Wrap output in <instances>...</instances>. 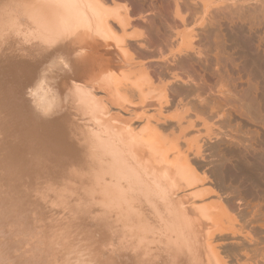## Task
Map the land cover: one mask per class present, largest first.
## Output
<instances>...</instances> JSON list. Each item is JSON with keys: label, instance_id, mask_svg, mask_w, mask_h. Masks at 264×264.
Returning <instances> with one entry per match:
<instances>
[{"label": "bare ground", "instance_id": "6f19581e", "mask_svg": "<svg viewBox=\"0 0 264 264\" xmlns=\"http://www.w3.org/2000/svg\"><path fill=\"white\" fill-rule=\"evenodd\" d=\"M2 1L0 0L1 4ZM16 1L17 0L14 1L9 0L10 4H13L15 2V4L13 5L14 7L16 5H17L16 7H19L20 5H18L19 3H17ZM28 1L31 2L30 5L28 2V6H31L32 4L34 7L37 6L38 5L37 2H39L38 0H33V3L32 0H28ZM41 1H43L44 4H46L48 7L47 11L45 10L47 14L42 13L46 15L45 18L46 27L44 26V28H47L46 31L48 34L47 36H44L47 39H43V41L48 40L47 42L52 45L50 46L49 44L48 49L52 48L53 45L56 46V49L58 47L59 48L58 50L62 49L63 54L65 55L63 56L65 57L66 62L64 66L63 65L64 62L62 60L63 62L62 65L64 67H62L61 69L65 68L63 70H65L66 74L68 75L67 76L68 78L70 76L73 78L72 71L74 72V70H72L73 69L72 67L74 66L75 68L76 77L74 76L75 78H73V81L78 82L79 84L71 80L70 81L73 82L71 84L75 85L74 92L75 94L77 93V99L79 101L78 100L75 101L76 100L75 97L74 98L75 100L72 101V103H70L69 101L68 102L70 104H73L74 102L80 103L79 105L81 107H78L77 105L78 103L77 104L74 103V104H76L78 109L81 108L82 111L80 109L79 110L81 111L82 114L84 112L83 116L86 117L87 121L90 124L89 125L90 128L88 126L85 127H88L90 131L91 129L94 128L96 132H98L100 135L103 134V136L106 137L113 144V147L115 146L116 150H118L121 153L119 154L117 152L120 156L119 158L124 157V159L123 158L122 159L125 160L127 163V168H129L127 173L126 172L123 173V171L121 170L122 169L124 170V168L118 166V164L120 165L119 162L122 163L123 160L121 159L120 161L119 158H115L117 157V155L116 153L115 154L113 153L114 148L112 149L113 151L111 149H108L112 144L110 143V145L107 146L109 152L111 150L109 156L108 155L107 156L110 157V155L113 154L112 157L114 158V159H110V161L114 160V162L113 161L112 162L114 163L115 166L117 165L116 166L117 169L120 167V170L118 171L120 173L122 172L123 176L125 175V173L126 175L130 174L131 178H129V180L131 179L135 183L131 180L130 181L127 180L126 176L124 177V180H127L131 186H134L136 188L137 190L136 194L139 193L138 191H140L142 194V198H143L142 200L144 201L143 207L144 209L146 207L145 209L146 211L144 214V231H145L144 237L140 236L139 238L138 236L137 238L139 239H137L136 241H131L130 239H126L125 237L127 234L126 232L119 233V237H120L119 239L121 241H125L124 243L125 247L121 246L122 242L121 243L119 242L121 244L120 245L121 249L122 247L126 249L132 247L131 251L134 253V256L132 255L133 259L129 260V264H264V0H41ZM4 2L5 0L3 1V3ZM6 2H8V0H6ZM22 2H20V4H26L24 6L28 8L27 2L26 3H22ZM7 4L5 3L6 5L5 8H4V4H2L3 6L0 5L1 6L0 8H3L2 11H4V9L7 10V7L10 5ZM13 6L11 5L9 6L11 7V10L8 8L10 12L12 11ZM24 6L21 5L22 8L21 7L20 8L22 10H19L20 12L25 11L24 9L26 8H24ZM16 9L18 10V8ZM2 11L0 12V14L5 15V13H2ZM10 12L6 11V13H10ZM39 13L41 14V12H38V14ZM25 14L26 12L24 13V15ZM29 14L28 15L31 17L33 13L32 14L29 13ZM4 15L0 16L3 18V22L5 21L6 18L9 19V16L5 18ZM24 15L22 14V16ZM26 15L25 17L19 15L20 18L18 19L21 18H23L22 20L25 19L24 21H27L26 22L27 24L32 17L28 20L29 16L27 17ZM15 16L19 17L18 15ZM34 16L37 17L36 15ZM42 17H44V15H42L41 18ZM39 18L40 17H38V19L36 18L35 19L39 20ZM13 19H15V21ZM13 19L12 20L16 24L11 20L9 21H11L10 22L11 24L12 23L14 25L18 24V27L12 24L13 27L17 28L16 29L17 31L14 30L13 28L12 29L9 28L11 24L9 23L7 25L6 21L8 20H6L4 23L9 27H7L5 24H4L5 26L4 25L2 26V24H0V27L2 26V29H4L3 27L8 28L7 31L11 29L13 30L12 32L15 33L17 32V34L20 36V34L18 33V31L21 33L19 28L22 29L20 27L21 26L20 21L16 22L18 20H16V18ZM1 20L0 22H2ZM30 23L31 24L29 25V27L30 26L32 27L36 24L35 23L34 25H32L33 23L32 22ZM41 27L42 26L39 27L40 30ZM6 28L4 29V33L7 32ZM37 28L38 27L35 26L32 28L33 32L35 30V35H36L34 36V33H32L34 36L32 37L33 38L32 40L36 39L37 34L40 31L39 29H38L39 31H36ZM11 30L9 31L11 32ZM1 31L3 30H1L0 28V33ZM46 31H43V33H45ZM21 35L23 36V33ZM22 36H20L21 38H19L21 39V41L24 38V36L23 38ZM37 40H39V37ZM37 40H35V42L32 41V43L35 44L39 42ZM1 42H3L2 39ZM41 44L42 41L40 39V44H38L37 46L40 45L41 47ZM32 45H30L29 47L31 48V50L34 47V45L33 47ZM44 46L46 45L44 44ZM34 49H33L34 52H38V50L35 51ZM58 50L55 51L58 52V56H59ZM62 51L60 50V54L62 53ZM40 57L41 56H39V58ZM58 60H60V58H58ZM1 73L2 71L0 72V76ZM53 73L55 74V71ZM47 89L48 91L50 90L48 87ZM64 92L67 93L66 91ZM70 94L68 95L67 93L69 97ZM55 96L59 97V95L57 94ZM69 99L70 101L72 100L71 97ZM49 100L50 99H48V102ZM18 102L20 101L18 100ZM42 103H44V101ZM73 107L75 106L73 105ZM126 112H128L127 114H130L131 116L129 115V117L125 118L123 115ZM76 113L78 114V112H75V114ZM81 113L79 114L82 115ZM64 114H66V112ZM84 129L85 128H83V130ZM11 136L12 138L14 136V139L18 137V140H20L19 135L18 136L11 135ZM79 136L82 135L80 134ZM38 137L39 134L37 135V138ZM84 137H86V135L81 137V139L83 140ZM95 139L97 140V136ZM60 140H62V138ZM1 141L4 142L5 140L0 139V142ZM25 141L26 139L21 141V145L25 149L28 146L27 149H29V147H31V145L33 144V138L30 139V141H32L31 144L29 142L30 145L26 141V147L25 144L24 145L22 144L25 143ZM4 143L2 144L1 142L2 145H0V148L2 146H6ZM7 143H9V141ZM86 144H84V146ZM11 145L12 143L9 144L8 147ZM15 145L14 147H16ZM21 145L19 144V147ZM67 145L72 146V144H67ZM98 145L99 144H97L96 146ZM8 147L7 148L3 147V150L6 149V151L4 152L2 148L0 149V152L2 151V155L0 157L1 160H4L5 159L4 157H7L9 160L10 156L15 158L17 154L18 156L21 155L20 152H18L19 147L17 148L18 151H15L16 148L14 150L13 146H11L12 149H10L9 147V150H11L10 152H13V155L11 153L9 154V151L7 150ZM25 149H21V150L23 151ZM105 151L106 152L104 153L106 154L107 150ZM4 153L9 154V156L3 155ZM85 155L88 154H84L83 157H85ZM88 156H86L85 158H87ZM16 159L17 156L15 160L11 158L10 160L11 162L9 161L10 164L9 162H7L9 166L11 165L12 160L16 163V164L12 163L11 166L14 168L10 167L11 169L9 168L10 171L8 173H6L8 168H6V170L4 169L5 168L4 167L5 165L3 164L4 161H0L1 162L0 164L1 165L3 164V166L0 165V169L2 168L3 170H5V171H2V169L0 170V177H3V179L0 178V180L5 183H7V181L8 183L9 181H11V183H9L8 185L4 183L7 186L10 185L8 187L10 188L9 191L8 188L3 184V182L0 181V183H2L0 185L5 186L1 190H3L4 193H6L5 191H7V194H9V196H10V192L15 193L14 190L17 188L20 189L21 187H23V185L24 188H21V190H24L26 188L25 186L26 184L27 185L29 184L27 187H30L28 189H31L34 183L33 181L35 180V179L33 180L34 176H30L31 178L33 177L32 179L30 178L31 179L30 181L33 180L31 186L30 183H27L26 181L27 177H25L24 179L26 183L24 182V180H22L23 177L21 178V174L19 172L20 170L19 168L21 167L22 162L21 163L17 162ZM115 159L118 160L119 162H117ZM88 161H90L89 158ZM103 162L104 161H102V163ZM106 162H104L103 165ZM112 162L109 163L112 165ZM77 163L79 162H75L74 164L77 165ZM13 164L16 166H14ZM110 164L109 166H111ZM82 165L80 164V166L83 168ZM72 167L74 168V166ZM114 167L113 169H115ZM15 168H18V173H15L17 175L14 174L16 170ZM59 168L62 169L61 167ZM110 168L112 169V166ZM64 169L66 168L64 167ZM11 170H13L14 175H11L12 173ZM102 170L105 172V170H108V168L105 170L103 168ZM126 170L127 169H125V171ZM1 171L6 176H8V174L11 172L9 174L11 176H8L10 180L5 178L6 176L3 175ZM71 171L70 174L72 175L73 171L72 172ZM84 171H86V169ZM91 171H93V169ZM115 171L117 170L115 169ZM61 173L64 172L61 171ZM79 173L77 174L79 175ZM112 173L113 171L111 170L110 174L113 175ZM122 173L120 174V176H122ZM19 174L20 176H18ZM53 175L54 177L55 175H57L58 179L62 178L61 177L62 175H60L59 173ZM53 175H51L52 180L55 179L57 181L58 180L56 179L57 177L53 178L52 177ZM64 175L66 174L64 173ZM26 176H28V174ZM40 176L38 177L39 179L42 178ZM115 176L113 175V177L111 178H114ZM92 177L90 179H92ZM87 178L89 179L88 176ZM39 179L38 182L36 181L35 182L36 183H39V181L41 182V180ZM88 179H87V183H88ZM117 179L119 178L117 177ZM12 180L13 182L15 180L16 181L19 180V181L16 183L14 182L15 183L14 185ZM96 180H101V179H96ZM45 181L42 182L44 183ZM113 181H109V182L115 184L116 179L114 182ZM19 182H20V187H15L16 184L18 186ZM63 182L64 181L62 179V183ZM12 183L14 185V189ZM49 183H51V181ZM80 183L82 184V182ZM122 183L124 182L119 181L118 185L117 184L115 185L119 186V184L122 185ZM93 184L95 185L96 183ZM41 185H43V187ZM121 185L119 186V188H117L116 186V189L115 188L114 189L116 191L119 190ZM130 185L126 186V188L129 187ZM39 186L44 188L46 186L48 187L49 184L44 185L41 183ZM59 186L60 185H58L57 187ZM34 187L39 188L37 185ZM34 187H33L34 190L32 189L29 190L30 193L27 192V189L26 191L25 190L22 191V193L20 192L19 194H21L20 195L21 197H16L19 198V201L17 202H22L24 200L28 202V200L31 199V201L28 202L30 203V205L31 203H33L32 200H34V202L36 201L37 203L39 198L36 199L37 198L36 195L34 197V191L37 189V188L35 189ZM122 187L124 188L123 185ZM134 187L129 188V190L130 189L134 190L133 189ZM90 188L91 186L89 187V190ZM19 189L15 191L17 192ZM127 189H125V191ZM1 190H0V194L2 193ZM89 190L87 192H89ZM97 190L98 189H96V193ZM102 190H104V187ZM112 190L111 192L115 191ZM121 190L123 192V189H120L119 191L121 192ZM136 190H134V193ZM40 191L41 190H39V192ZM23 192L26 193L25 194L26 197H24V199H23L24 196ZM47 192L45 193L46 195H48ZM55 192H56V188H55ZM103 192L107 194L108 191L106 192L103 191ZM122 192L121 194H123ZM132 192L133 191H130V193ZM61 193L59 192L57 194H61ZM64 193L66 192H63V194ZM101 193L100 195H102ZM16 194L17 193H15V195ZM49 194L51 195L50 192ZM118 194L117 197L119 198ZM15 195L11 194L12 197L9 196L7 197V195L6 196L0 195V197L1 196L4 197L3 200L6 202L5 198L7 199L13 198L15 197ZM40 195L41 197L43 196L42 193ZM93 195L95 194H92V196ZM115 195L116 194H114V196ZM32 196L35 199H32ZM124 196H126V194ZM2 197L0 199H2ZM75 197L77 196L75 195ZM137 197H139V195H137ZM52 198L51 201L53 200ZM78 198L80 197L78 196ZM96 198H99V196H97ZM48 199L50 200V198H47L46 201H48ZM105 199L107 200V198ZM127 199H128V195L126 196V200ZM133 199L134 198L132 197L131 204L133 202ZM9 200L7 202L13 201V199L11 201ZM44 200L42 202H44ZM80 200L79 203H82V201ZM98 200H102V199L100 198ZM109 200H111V198ZM115 200L113 201L111 200L112 203ZM126 200H125V205H128L127 203L129 201L127 200L128 201L127 202ZM4 201H2L0 205ZM40 201L41 200L39 199V202ZM92 201L94 202V200ZM77 203L78 201L76 202V204ZM40 204L41 202L39 203V205ZM74 205L75 204H73L72 206ZM32 206L34 208V205ZM96 206H94V208ZM100 206L103 207L102 204ZM100 206L98 207L100 208ZM4 207L2 208L0 207V209H3V213L7 215L6 210L4 211L5 209ZM84 207L85 205L83 206V208ZM130 207L131 206L128 205V208ZM29 208H31V206ZM48 208L46 211L49 213ZM65 208L62 211H65ZM53 210L55 211V208ZM90 210H92V207ZM131 210L134 212L132 207ZM33 212L32 215L35 214V212L34 213ZM87 212L88 211H86L85 213L87 214ZM95 212L98 214L99 211L98 212L95 211ZM62 213L64 212H61V214ZM0 214H2V210ZM55 215L57 214H54V216ZM68 215L69 214H67V216ZM5 216H3L2 218H5ZM36 216L33 215L32 218ZM52 216H53V212H52ZM52 216L50 217V219L52 218ZM71 216H73V214ZM45 217L42 216L41 218H45ZM69 217L70 216H68L67 218ZM58 218H60L59 214L57 219ZM70 219L68 221H70ZM22 220L20 219V221ZM58 221L60 222V219H58L57 222ZM61 221H65V218H63V220L61 218ZM8 222L7 224L10 223ZM57 222L54 223L53 221L52 223L57 224ZM128 222L131 224L129 220H127L126 223ZM13 223L14 225H17L15 223H20V222L19 220L18 222L14 220ZM21 223L19 225H21L20 227H23V223L22 224ZM11 225H13L12 222ZM62 225H58L60 227H56V225L53 226L52 224L54 228L56 227L53 232L54 234L52 239L53 244L54 242H56V244L58 243V245L57 246L54 245L55 247L53 248L48 247L50 251L48 249L42 250L44 246L40 247L43 244L42 245L40 244L42 243L41 242L42 240L40 241V239L38 238V241H40L38 242V244L40 245L39 247L41 248L39 250L42 252L46 250L47 251L46 256L49 257L48 254L57 256L56 258L59 259L60 264H112L113 263L112 260H110L111 258H113V256H111V253L107 256L101 257L102 254L100 253L99 250L100 247L99 249L97 248L96 242H90L86 244L82 242V240L80 241L79 236L76 233L70 232L69 235H65V233L63 232L65 226ZM79 225L81 226L82 223ZM42 226L44 227V224ZM124 226L126 227V224ZM20 227L18 228L19 230ZM130 230H129L130 235L128 236V238H130V236L132 237L131 234L133 233L132 232L133 230L132 231ZM71 231H73V229ZM3 232L4 235H6L5 230H3ZM14 232H16L15 227H14ZM46 232L47 230L45 231V233ZM39 233L41 234V232ZM114 233L117 234V232L115 231ZM151 234L156 235L158 238V240L155 241L156 243L158 242L157 249H155L157 253H154V251L149 248V244L151 242L150 240ZM42 236H44V234ZM42 236H40L41 239H43ZM37 237L39 236L36 235V238ZM36 238L35 240H37ZM104 239L106 240L109 238L108 236H106L104 237ZM109 240L106 241V243L109 242ZM14 242H10V244ZM36 242L37 241H35L34 243L36 244ZM106 246L108 247L107 244ZM118 249H120V247ZM18 251L17 253H19ZM25 253L26 252H24L23 254L22 252L21 255L23 254L25 256L26 255ZM34 253L36 254L35 251ZM31 254H32V250H31ZM42 254L43 253L39 252L38 256ZM23 255L22 257H24ZM36 256L37 255H35V258L33 257V259H36L38 261L37 263L41 262L40 260L44 259L43 256L42 257L40 256L41 259L39 260L38 258L40 257L36 258ZM25 257L24 260H26ZM31 262L33 264L32 260ZM27 263L30 264L28 260Z\"/></svg>", "mask_w": 264, "mask_h": 264}, {"label": "rangeland", "instance_id": "374dc122", "mask_svg": "<svg viewBox=\"0 0 264 264\" xmlns=\"http://www.w3.org/2000/svg\"><path fill=\"white\" fill-rule=\"evenodd\" d=\"M2 1V0H1ZM4 1V0H3ZM3 1H2V4H4V8L6 7V5H5V3L7 4L8 2H9V0H8V2H6V0H5V2L3 3ZM10 1H12V0H10ZM14 1V0H13ZM23 1V2H22ZM39 2H37V4L38 5H40V6H33L32 4H31V6H28V0H17L16 2L17 3H19L18 5H20L19 7H16V8H18V10L13 6L14 4H15V2L13 3V4H10V2L8 3V4H10L11 6H13L12 7V11L10 12V10H11V7H7V10L6 9H4V11H2V9L3 8H0V12L2 11V13H5V15L4 14H2V15H4V17L6 18V17H8L9 16V19L8 18H6L5 19V21L6 20H11L12 22H14L15 21V19H13V18H16V20H18V21H16V22H19L20 21V24H21V28L23 29V32H22V29H20L19 28V30L21 31V33L18 31V33L20 34V36H22L21 34L23 33V36H24V38H23V36H22V38H23V42L21 41V39H19V38H21L18 34H17V32L15 33V32H12L13 30H11L12 28L14 29V30H16L17 28H15V27H13L12 26V24L10 23L11 21H6V23H7V25L10 23L11 24V26L9 27V26H7L4 22H3V18L2 17H0L1 19V21L3 22H0V24H2V26L5 24L7 27H9V28H11V29H9V30H11V32L12 33H15L16 34V36H15V34H12L9 30L7 31V29L8 28H6V27H3L4 29L6 28V31L7 32H5L4 33V29H2V26L0 27L1 28V30H3V31H1V33L0 34H2V35H0V72L2 71V73H1V76H0V88L2 89H0V139L1 140H5L4 142H6V143H4L3 141H1L2 142V144L4 143L6 146H2L1 148H2V150H3V147H8V145L9 144H11L12 143V145L11 146H13V148H14V150H15V148H16V150L15 151H18L17 150V148L19 147V144L21 145V141H23L24 139H26V141H27V143L29 144V142H30V144L32 143V141H30V139H32L33 138V144L31 145V147H29V149H27L28 148V146H27V148L25 149L22 145L19 147V151L18 152H20V154L21 155H19L18 156V154L16 155L17 156V159H19V160H17L16 159V161L17 162H22L21 164L23 165V167H22V165H21V167L19 168L20 170H19V172H20V174H21V178L23 177V179L22 180H24L25 179V177H27L26 178V181H27V183H30V186H31V183H33V187L34 186H38L39 188H35L36 190L34 191V197H35V195L37 196V198L36 199H40L41 201V204L39 205V199H38V201H37V203H36V201L34 202V200H32L33 201V203H31V205H30V203H28V202H30L31 201V199H29L28 200V202L26 201V200H24V201H22V200H20V201H22V202H17V201H19V198H16V197H21L20 195L21 194H19L20 192L22 193V191H26V189H27V192H29V190H34L33 189V187L31 188V189H28V188H30V187H27L28 185L26 184L25 186H26V188L24 189V190H21V188H24V185H23V187H21L20 189L19 188H17V189H19V190H21V191H15V190H17V189H15L14 190V192L15 193H17L18 194V196H17V194L15 195V193H11L10 192V196H9V194H7V191H5V189H4V191L6 192V193H4L3 192V190H1V189H3V187H9V186H7L9 183H11V181H9V183H8V181H7V183H5V182H3V181H1V182H3V184L5 183V184H7V185H0V190L2 191V193L0 194V195H3V196H6L7 195V197L9 196V197H12L11 196V194L13 195H15V197H13V198H5L6 199V202L3 200L4 199V197H2V199H0L1 201H0V203L2 202V201H4L1 205H0V207L2 208V207H4V206H6V207H4L5 209H4V211L6 210V212H7V215L6 214H4L3 213V209H0V212H1V210H2V214H0V215H2V216H0L1 218H0V264H29V263H27V260L30 262V264H32V262H31V260L33 261V264H60L59 263V259L58 258H56L57 256H55V255H52V254H48L49 255V257L48 256H46L47 255V251L45 250V251H40L39 249H41L40 247H43V249L42 250H44V249H48V247H50V248H53V247H55V246H57L58 245V243L56 244V242H54V244H53V232H54V230H55V228L56 227H60V226H58V225H62V226H65L64 228L66 229H64V233H65V235H69V233L71 232V233H76L78 236H79V239H80V241L82 240V242H84V243H90V242H96V244H97V248L99 249V247H100V253L102 254H100L101 255V257H104V256H107V255H109L110 253H111V256H113V258H111L110 260H112V264H129V260L130 259H133L132 258V255L134 256V253L131 251V249H132V247H130V248H128V249H126V248H123V247H125V241H121L119 238V233L120 232H126L127 234H126V239H130L131 241H136L137 239H139L140 238V236L141 237H144V234H145V231H144V214H145V209H146V207H145V209H144V207H143V198H142V194H141V192L140 191H138L139 193H137L136 194V192H137V190H136V188L134 187V186H131L130 184H129V182L127 181V180H129V178H131L130 177V174H128V175H126V173H127V171H128V169L129 168H127V163H126V161L125 160H123L124 159V157H121V158H119L120 156H119V154H121L118 150H116V148H115V146L113 147V144L106 138V137H104L103 136V134L102 135H100L98 132H96V130L93 128V129H91V131H90V124H89V122L87 121V119H86V117L85 116H83V114H84V112H83V114L81 113V108H77V106H76V104L78 103H76V102H74V103H76V104H70V103H72V101H74L75 99V101H77L78 99H77V93L75 94V85L74 84H71V83H73V82H75V81H73V78H75L76 77V75H75V68H74V66L72 67L73 69L72 70H74V72L72 71V73H73V78L71 77H67L68 75L66 74V72H65V70H63V69H65V68H63V69H61L62 67H64L65 66V62H66V59H65V55L63 54V51H62V49H60L61 51H62V53L60 54V50H58L59 48L57 47V49H56V46L55 45H53V49H54V47H55V49L53 50L52 48H50L51 50H53L54 52H55V54H56V57H55V54H54V52L53 51H51L50 49H48V45L50 44V43H48L47 41L48 40H44L43 41V39H47V38H45L44 36H47L48 34H47V31H46V29L47 28H44V26L46 27V21H45V18H46V15L45 14H42V13H46V11H47V5L46 4H44V2L43 1H41V0H38ZM20 2H22V3H26L27 2V7L28 8H26L24 5H26V4H20ZM16 3V4H17ZM30 3L31 2H29V5H30ZM32 3H33V0H32ZM1 3H0V5H2ZM7 4V5H8ZM21 5H23L24 6V8H26V9H24L25 11H23V12H20L19 10H22L21 8ZM35 5H36V3H35ZM3 6V5H2ZM33 6V7H32ZM1 7V6H0ZM21 7V8H20ZM30 7V8H29ZM10 10H9V9ZM20 8V9H19ZM13 9H14V12H15V14H14V12H13ZM16 9V10H15ZM46 10V11H45ZM6 11H8V12H10V13H6ZM19 11V12H18ZM35 11H38V12H41V14L39 13L38 14V12H35ZM26 12V16L28 17L30 14L29 13H33L32 15H31V17L29 16L28 17V20L30 19V21L26 24V22L27 21H24V20H22L23 18H21V19H18V18H20V16L19 15H21L22 16V14L24 15V13ZM34 12H35V14H34ZM20 13H22V14H20ZM6 14H7V16H6ZM9 14V15H8ZM14 14V15H13ZM29 14V15H28ZM39 16H38V15ZM47 14V13H46ZM1 14H0V16H2ZM12 15V16H11ZM15 15H18L19 17H17V16H15ZM25 15L24 16H22V17H25ZM34 15H36L37 17H35ZM42 15H44V17H42L41 18V16ZM34 16V17H33ZM11 17H13V18H11ZM38 17H40L39 18V20H36V19H38ZM36 18V19H35ZM14 21H13V20ZM33 19H35V20H33ZM40 19H43V20H40ZM21 20H22V22H21ZM27 20V19H26ZM32 20V21H31ZM30 22H32L33 24L32 25H34L35 23V27H38L37 28V30L36 31H39L40 29H39V27L40 26H42L41 27V30L38 32V34H37V37H36V39L35 40H37L38 39V37H39V40H37V41H39V42H37V43H35L36 44V46H35V44H33L32 43V41H34L35 42V40H32L33 38L32 37H34V36H36L35 35V30H34V32H33V27L34 26H30L29 27V25L31 24ZM38 22H40V23H38ZM43 22V23H42ZM15 23V22H14ZM16 24V23H15ZM4 25V26H5ZM14 25V24H13ZM14 26H16V27H18V24L17 25H14ZM31 29H32V32H31ZM39 29V30H38ZM17 31V30H16ZM43 31H46L45 33H43ZM10 32V33H9ZM42 32V33H41ZM32 33H34V36H33V34ZM5 34V35H4ZM40 34V35H39ZM45 34V35H44ZM11 35V36H10ZM14 35V36H13ZM18 35V36H17ZM42 35V36H41ZM4 37V38H3ZM18 37V38H17ZM41 37V38H40ZM12 38H13V40H12ZM1 39H2V41L3 42H1ZM15 39V40H14ZM40 39H41V41H42V44H41V47H40V45L39 46H37L38 44H40ZM17 41V42H16ZM46 41V42H45ZM22 42V43H21ZM50 42V41H49ZM2 43H4V44H2ZM7 43V44H6ZM46 45V46H44V44ZM46 43H48V44H46ZM3 45V47H2V45ZM34 45V47H33V45ZM30 45H32V50H31V48H29L30 47ZM50 46H52L51 44H50ZM17 48V49H16ZM28 48H29V50H28ZM35 48V49H34ZM43 48V49H42ZM45 48V49H44ZM47 48V49H46ZM19 49H20V51H19ZM33 49L35 50V51H37L38 50V52H34L33 51ZM42 49V50H41ZM13 50V51H12ZM40 50V51H39ZM46 50V51H45ZM48 50V51H47ZM55 50H58L59 51V56H58V52L57 51H55ZM23 51V52H22ZM25 51V52H24ZM43 51V52H42ZM45 51V52H44ZM4 52V53H3ZM51 52V53H50ZM57 52V53H56ZM9 53V54H8ZM32 54V56H31V54ZM35 53H36V55H35ZM40 53V54H39ZM25 54V55H24ZM29 54V55H28ZM33 54H34V56H33ZM46 54V55H45ZM22 55V56H21ZM43 56L42 58H41V60H40V58H39V56ZM53 55H54V57H53ZM61 55H62V57L64 58H62L61 57ZM64 55V56H63ZM12 56V57H11ZM25 56V57H24ZM28 56H29V58H28ZM5 57V58H4ZM7 57V58H6ZM18 58V59H17ZM46 58V59H45ZM58 58H60V60H58ZM62 58V59H61ZM33 59V60H32ZM39 59V60H38ZM45 59V60H44ZM54 59V60H53ZM62 60H63V62H62ZM65 60V61H64ZM29 61V62H28ZM36 61H38V62H36ZM40 61H41V63H40ZM47 61H49V62H47ZM56 61V62H55ZM58 61H59V63H58ZM55 62V63H54ZM61 63V64H60ZM62 63H63V65H62ZM40 64V65H39ZM48 64H50V65H48ZM55 64V65H54ZM60 64V65H59ZM37 66V67H36ZM41 66H42V68H41ZM58 66V67H57ZM13 67V68H12ZM70 67V68H71ZM31 68V69H30ZM53 68V69H52ZM51 69V70H50ZM55 69V70H54ZM69 69V68H68ZM16 70V71H15ZM41 70V71H40ZM44 70H46V71H44ZM49 70V71H48ZM55 71V74L53 73V72ZM57 71V72H56ZM6 72V73H5ZM5 75H4V74ZM44 73V74H43ZM3 74V75H2ZM36 74H37V76H36ZM25 75V76H24ZM41 75V76H40ZM58 75V76H57ZM72 75V74H71ZM23 76V77H22ZM61 76H62V79H61ZM75 76V77H74ZM39 77V78H38ZM50 77V78H49ZM53 77V78H52ZM22 78V79H21ZM36 78V79H35ZM38 78V79H37ZM63 78H65V79H63ZM40 79V80H39ZM51 79V80H50ZM37 80V81H36ZM46 80H47V82H46ZM60 80H62V81H60ZM73 81V82H71V81ZM66 81V82H65ZM70 81V82H69ZM3 82V83H2ZM10 82V83H9ZM30 84H29V83ZM57 82V83H56ZM62 82V83H61ZM65 82V83H64ZM17 83V84H16ZM67 83V84H66ZM75 83H78V82H75ZM13 84H15V85H13ZM50 84V85H49ZM56 84V85H55ZM79 84V83H78ZM11 85V86H10ZM47 85V86H46ZM69 85V86H68ZM13 86V87H12ZM36 86V87H35ZM50 86V87H49ZM29 87V88H28ZM33 87H35V88H33ZM47 87L50 89L49 91H48V89H47ZM10 88H12V89H10ZM17 88H18V90H17ZM31 88V89H30ZM52 88V89H51ZM35 89V90H34ZM64 89V90H63ZM40 90V91H39ZM68 90V91H67ZM22 91V92H21ZM53 91H55V92H53ZM57 91H58V93H57ZM64 91H66L67 93H68V95L70 94V97H71V101H70V97L67 95V93H65ZM30 92H32V93H30ZM23 93H24V95H23ZM36 93V94H35ZM40 93V94H39ZM44 93V94H43ZM51 95H50V94ZM55 93V94H54ZM65 93V94H64ZM19 94H20V96H19ZM52 94H53V97H52ZM59 95V97L58 96H55V95ZM63 96H62V95ZM30 95V96H29ZM45 95V96H44ZM61 95V96H60ZM65 95H67V96H65ZM29 96V97H28ZM73 96V97H72ZM17 97H18V99H17ZM33 97V98H32ZM63 97V98H62ZM69 97V98H68ZM76 97V98H75ZM5 98V99H4ZM32 98V99H31ZM62 100H61V99ZM66 98V99H65ZM75 98V99H74ZM17 99V100H16ZM40 99V100H39ZM42 99V100H41ZM48 99H50L49 100V102H48ZM52 99V100H51ZM18 100L20 101V102H18ZM31 100V101H30ZM66 100V101H65ZM41 101V102H40ZM44 101V103H42ZM70 103H69V102ZM79 101V100H78ZM32 104H31V103ZM52 102V103H51ZM22 103V104H21ZM29 103V104H28ZM40 103V104H39ZM42 103V104H41ZM50 103V104H49ZM52 104V105H51ZM67 104H68V106H67ZM80 103H78L77 105H78V107H81L80 105H79ZM32 105V106H31ZM46 105V106H45ZM73 105L76 107H73ZM29 106H31V107H29ZM34 106V107H33ZM71 106V107H70ZM25 107V108H24ZM43 107V108H42ZM50 107V108H49ZM5 108V109H4ZM41 108V109H40ZM45 108V109H44ZM49 108V109H48ZM56 110H55V109ZM61 109V110H60ZM67 109V110H66ZM77 109V110H76ZM31 110V111H30ZM35 110V111H34ZM55 110V111H54ZM63 110H65V111H63ZM5 111V112H4ZM17 111V112H16ZM33 111H34V113H33ZM78 112V114L76 113L75 114V112ZM46 112V113H45ZM57 112V113H56ZM66 112V114H64ZM4 113V114H3ZM21 113V114H20ZM39 113V114H38ZM79 113H81L82 115H80ZM128 112H126V113H124V117L125 118H127V117H129V115L130 114H127ZM2 114V115H1ZM55 114H57V115H55ZM127 114V115H126ZM44 115H46V116H44ZM50 115V116H49ZM7 116H8V118H7ZM53 116V117H52ZM71 116V117H70ZM131 116V115H130ZM39 117H40V119H39ZM48 117H50V118H48ZM75 117H76V119H75ZM83 117V118H82ZM59 118H60V120H59ZM80 118V119H79ZM82 118V119H81ZM49 119V120H48ZM51 119V120H50ZM63 120V121H62ZM74 120V121H73ZM85 120V121H84ZM72 121V122H71ZM77 121V122H76ZM8 122V123H7ZM52 122V123H51ZM71 122V123H70ZM78 123V124H77ZM81 123V124H80ZM83 123V124H82ZM54 124H56V125H54ZM29 125V126H28ZM54 125V126H53ZM76 127H75V126ZM52 128H51V127ZM60 126V127H59ZM71 126V127H70ZM83 126V127H82ZM85 126H88V127H85ZM30 127V128H29ZM67 127V128H66ZM10 128V129H9ZM40 128V129H39ZM57 129V131H56V129ZM78 128V129H77ZM82 128V129H81ZM83 128H85L84 130H83ZM67 129V130H66ZM77 131H76V130ZM66 130V131H65ZM9 131V132H8ZM52 131V132H51ZM65 131V132H64ZM63 132V133H62ZM83 134H82V133ZM3 133V134H2ZM96 133V134H95ZM39 134V139L37 138V135ZM64 134V135H63ZM82 135V136H79V135ZM7 135V136H6ZM11 135H19L20 137H19V139L21 140H18V137H16L15 139H14V136H13V138H12V136ZM52 135V136H51ZM56 135V136H55ZM79 137H78V136ZM86 135V137H84L83 138V140L81 139V137H83V136H85ZM2 136V137H1ZM7 137V139H6V137ZM73 136H74V138H73ZM96 136H97V140L95 139L96 138ZM48 137V138H47ZM62 138V140H60L61 138ZM76 137V138H75ZM50 138V139H49ZM13 141H12V140ZM27 139H29V140H27ZM36 139H38V140H36ZM58 139V140H57ZM73 139V140H72ZM76 139V140H75ZM81 141H80V140ZM6 140H8L9 141V143H7L8 141H6ZM11 140V141H10ZM17 141V142H15V141ZM36 140V141H35ZM65 142H64V141ZM90 140H91V142H90ZM94 140V141H93ZM20 141V142H19ZM26 141H25V143H22L23 145L25 144V147H26ZM54 141V142H53ZM71 141V142H70ZM80 142V143H78V142ZM87 143H85V142ZM95 141H97V142H95ZM1 142H0V145H2L1 144ZM35 142H36V144H35ZM56 142V143H55ZM73 142V143H72ZM77 142V143H76ZM83 142V143H82ZM15 143H16V145H15ZM95 143H97V144H99L98 146H96L97 144H95ZM110 143L112 144L108 149H113L112 151H113V153L115 154L116 153V155H117V157H115V158H119V160L121 161V159L123 160L122 161V163L121 162H119L118 160H116L117 162H119L120 163V165L118 164V166H120L121 168L123 167L124 168V170L122 169L121 171H123V173L124 172H126L125 173V175L123 176V173H122V176H120V172L118 171V170H120V167L117 169V165L115 166L114 165V160H112V161H110V159H114L113 157H112V155L113 154H111L110 155V157H108L109 156V153L111 152V150H110V152H109V150L107 149V146L108 145H110ZM8 144V145H7ZM29 144V145H30ZM42 144V145H41ZM55 144H57V145H55ZM67 144H72V146H69V145H67ZM84 144H86L85 146H84ZM14 145L16 146V147H14ZM18 145V146H17ZM77 145V146H76ZM11 146H9L10 147V149H12L11 148ZM62 146V147H61ZM76 146V147H75ZM9 147H8V151H9V154L11 153L12 155H13V152H10L11 150H9ZM71 147V148H70ZM97 147V148H96ZM112 147V148H111ZM0 148V149H1ZM66 148V149H65ZM80 148V149H79ZM96 148V149H95ZM21 149H25V150H21ZM61 149V150H60ZM63 149V150H62ZM68 149V150H67ZM72 149V150H71ZM68 151V152H66V151ZM105 150H107V153L105 154L104 152H106ZM115 150H116V152H115ZM4 151H6V149L5 150H3V152ZM15 151H14V153H15ZM65 152H66V154H65ZM83 152V153H82ZM119 154H118V153ZM1 154H0V157H1V155H2V151L0 152ZM7 153V152H6ZM6 153H4L3 155H7V156H9V154H6ZM70 154V156H69V154ZM74 155H73V154ZM101 153H104V154H101ZM84 154H88V155H85V157L86 156H88L87 158H85V157H83V155ZM15 155V154H14ZM60 155V156H59ZM62 155V156H61ZM102 155V156H101ZM104 155V156H103ZM108 155V156H107ZM115 155V156H116ZM16 156H15V158H16ZM65 156V157H64ZM75 156V157H74ZM81 158H80V157ZM121 156H123V155H121ZM3 157V156H2ZM62 157V158H61ZM67 157V158H66ZM112 157V158H111ZM5 159L7 158V157H4ZM11 158L13 159V160H15V158H13V157H11L10 156V159L8 160V158L6 159V160H8V161H6L5 159L4 160H1L0 159V161H4L3 162V164L5 165L4 167V169L6 170V168H8L7 169V171H6V173H8L9 171H10V167H12L11 165H12V163H15L13 160H12V163H11V165L9 166L8 164H7V162H9L10 160H11ZM88 158H89V160L90 161H88ZM3 159V158H2ZM38 159V160H37ZM65 159H68V160H65ZM79 160V161H78ZM81 160V161H80ZM100 160V161H99ZM104 161V162H106L104 165H103V163H102V161ZM106 160V161H105ZM6 161V162H5ZM70 161H71V163H70ZM11 162V161H10ZM10 162H9V164H10ZM75 162H79V163H77V165L76 164H74ZM101 162V163H100ZM109 162H112V165L109 163ZM117 162H116V164H117ZM1 163V162H0ZM19 163V164H20ZM126 163V164H125ZM3 164L1 165V166H3ZM7 164V165H6ZM16 164V163H15ZM73 164V165H72ZM80 164L83 166V168L80 166ZM88 164V165H87ZM101 164V165H100ZM109 164L112 166V169L110 168L111 166H109ZM14 165V164H13ZM59 165V166H58ZM121 165H123V166H121ZM126 165V166H125ZM14 166H16V165H14ZM57 166V167H56ZM72 166H74V168L72 167ZM86 166V167H85ZM97 166V167H96ZM99 166H100V169L102 170L103 168H104V170L105 169H107L108 168V170H105V172L102 170V172H101V170L99 169ZM106 166V167H105ZM115 166V167H114ZM17 167H19V166H17ZM59 167H61L62 169H60ZM64 167L66 168V169H64ZM88 167V168H87ZM113 167L120 173H118L117 171H115V169H113ZM10 168V169H9ZM12 168H14V167H12ZM22 168V169H21ZM67 168H69V169H67ZM2 169V168H1ZM0 169V170H1ZM16 170H15V172H14V174L15 173H18V168H15ZM59 169V170H58ZM73 171V173H72V175L70 174V171L71 170ZM77 169V170H76ZM86 169V171H84ZM93 169V171H91ZM125 169H127L126 171H125ZM5 170H3L2 169V171H5ZM69 170V171H68ZM79 170V171H78ZM113 171V175L115 176V174H116V176L114 177V178H111V177H113V175H111L110 174V171ZM1 171V173L3 174V175H5L3 172ZM60 171V172H59ZM61 171L62 172H64L66 175H64V173H61ZM71 171V172H72ZM97 171H98V173H97ZM101 173H100V172ZM108 171V172H107ZM12 172V173H11ZM11 175H14L13 174V170H11ZM34 172V173H33ZM75 172H76V174H75ZM80 172V173H79ZM94 172H96V173H94ZM116 172V173H115ZM9 173V174H10ZM31 173V174H30ZM36 173V174H35ZM44 173V174H43ZM57 173H59L60 175H62L61 177V179L59 178L58 179V176L57 175H55V177H57L56 179H58L57 181L55 180V179H53L52 180V178H51V175H53V174H57ZM77 173H79V175L77 174ZM91 173V174H90ZM108 173V174H107ZM129 173V172H128ZM8 174V176H11V175H9ZM20 174L18 175V176H20ZM28 174V176H26ZM39 174V175H38ZM42 174V175H41ZM51 174V175H50ZM94 174V175H93ZM106 176H105V175ZM2 175V176H3ZM15 175H17V174H15ZM23 175V176H22ZM36 175V176H35ZM41 175V176H40ZM60 175H59V177H60ZM91 175V176H90ZM92 175H93V177H92ZM109 175H110V177H109ZM119 175V176H118ZM6 176V175H5ZM4 176V177H5ZM8 176H6L5 178H7L8 180H10L9 179V177ZM18 176H16V177H18ZM30 176H34V178H33V182L32 181H30L32 178L30 177ZM42 177V178H38V177ZM44 176V177H43ZM72 176V177H71ZM76 176V177H75ZM81 176V177H80ZM87 176L89 177V179L87 178ZM105 176V177H104ZM127 177V180H124V177ZM36 177H37V179H36ZM49 178V180H48V178ZM53 178H55L54 177V175L52 176ZM66 178V180H65V178ZM92 177V179H90ZM103 178V180H102V178ZM117 177L119 178V179H117ZM1 179H3V177H0ZM13 178H15V177H13ZM20 178V179H21ZM29 178V179H28ZM31 178V179H30ZM45 178H47V179H45ZM51 178V179H50ZM73 178V179H72ZM79 178V179H78ZM112 180H111V179ZM38 179L39 180H41V182L39 181V183L41 184H44V185H48L49 184V186L47 187H44V188H42L43 187V185H41V186H39L40 184L39 183H36V182H38ZM42 179H44V180H42ZM62 179H63V183H62ZM69 179V180H68ZM76 179V180H75ZM87 179H88V183H87ZM96 179H101V180H96ZM109 179V180H108ZM115 179H116V181H115ZM120 179H122V180H120ZM5 180V179H4ZM14 180V179H13ZM13 180H12V182H13ZM17 180V179H16ZM14 181L15 183L16 182H18V181ZM22 180H20V181H22ZM45 180H47V181H45ZM61 182H60V181ZM78 180H80V181H78ZM83 180V181H82ZM91 180V181H90ZM93 180H96V181H93ZM108 180V181H107ZM115 181V184H117L118 185V183H119V181H122V182H124V183H122V185L124 186V188L125 189H127L126 191H125V189L122 187V185L121 184H119V186L121 185V187H120V189H123V192H122V190H121V192L123 193V194H121V192L119 191V190H115L116 189V186L117 185H115L114 183H111V182H109V181ZM131 180V179H130ZM129 180V181H130ZM30 181V182H29ZM36 181V182H35ZM42 181H45L44 183L42 182ZM51 181V183H49ZM59 181V182H58ZM72 183H71V182ZM84 181H85V183H84ZM93 181V182H92ZM113 181V182H114ZM131 181H133V180H131ZM13 182V183H14ZM24 182H25V180H24ZM54 182V183H53ZM76 182H77V184H76ZM80 182H82V184L80 183ZM100 182V183H99ZM118 182V183H117ZM134 182V181H133ZM13 183H12V186H13V189H14V185H15V183H14V185H13ZM26 183V182H25ZM24 183V184H25ZM79 183H80V185H81V187H80V185H79ZM93 183H96L95 185L93 184ZM107 183H109V184H111V185H109V184H107ZM121 183V182H120ZM130 183H132V182H130ZM135 183V182H134ZM0 184H2V183H0ZM88 184V185H87ZM126 184V185H125ZM21 185H22V182H21ZM58 185H60L59 187H57ZM73 185V186H72ZM84 185H86V186H84ZM91 186V188H90V190H89V187ZM103 185V186H102ZM112 185H115V186H112ZM128 185H130L131 187H134L133 189L134 190H136L135 191V193H134V190H132V189H130L129 190V188H131L130 186L129 187H127L126 188V186H128ZM1 186H2V188H1ZM69 186V187H68ZM77 186V187H76ZM109 186H110V188H109ZM119 186H117V188H119ZM15 187H20V182L18 183V186H17V184H16V186ZM54 187V188H53ZM61 187V188H60ZM64 189H63V188ZM80 187V188H79ZM88 187V188H87ZM99 187V188H98ZM103 187H104V190H102L103 189ZM113 187V188H112ZM12 188V187H11ZM51 188V189H50ZM54 189V191H53V189ZM55 188H56V192H55ZM69 188H70V191H69ZM75 188V189H74ZM98 189L97 190V193H96V189ZM105 188H106V190H105ZM115 188V189H114ZM12 189V190H13ZM61 189V190H60ZM66 189H68V190H66ZM87 189V190H86ZM95 190V191H93V190ZM113 189V190H112ZM7 190V189H6ZM10 190V188H8V191ZM38 190V191H37ZM39 190H41L40 192H39ZM44 190V191H43ZM81 190V191H80ZM82 190H83V192H82ZM89 190V192H87ZM91 190H92V192H91ZM102 190V191H101ZM111 190L112 191H114V192H111ZM128 190H129V192H128ZM37 191V192H36ZM47 191H49L50 193H51V195L49 194V192H47ZM61 193V191H62V193L61 194H57V193H59V192ZM74 191H76V192H73ZM87 193H86V192ZM100 191V192H99ZM103 191H108L107 192V194H108V196H107V194H105ZM119 191V192H118ZM126 193H125V192ZM130 191H133L132 193H130ZM47 192V194L48 195H50V196H48V195H46L45 193ZM63 192H66V193H64L63 194ZM102 192V193H101ZM110 192V193H109ZM4 193V194H3ZM30 193V192H29ZM33 193V192H32ZM37 193V194H36ZM42 193V195L44 196H46V198H45V196L43 197H41V194ZM69 193H70V195H69ZM77 193H78V195H77ZM83 193V194H82ZM100 193L102 194V195H100ZM119 193V194H118ZM126 194V196L128 195V201L126 200V196H124L125 194ZM23 194H24V196H23V199H24V197H26V193H24L23 192ZM22 194V195H23ZM66 194V195H65ZM71 194H72V196H71ZM74 194V195H73ZM92 194H95V195H93L92 196ZM104 194V195H103ZM114 194H116L115 196H114ZM117 194L119 195V198L117 197ZM140 194H141V196H140ZM40 197H39V196ZM53 195V196H52ZM75 195L77 196V197H75ZM87 195V196H86ZM90 195V196H89ZM134 195V196H133ZM137 195H139V197H137ZM74 196V197H73ZM78 196L80 197V198H78ZM93 197V199H92V197ZM97 196H99V198H96ZM104 196V197H103ZM112 196V197H111ZM122 196V197H121ZM0 197V198H1ZM33 196H32V199H35ZM52 197H54V198H52ZM69 197V198H68ZM86 197V198H85ZM90 197V198H89ZM95 197V198H94ZM116 197V198H115ZM132 197L135 199H133V202H132V204H131V201H132ZM16 198V199H15ZM29 198H30V195H29ZM47 198H50V200L48 199V201H46L47 200ZM51 198L53 199L52 201H51ZM57 198V199H56ZM61 198H62V200H61ZM67 198V199H66ZM102 199V200H98V199ZM105 198H107V200L105 199ZM111 198V200L113 201V200H117L118 202H120L121 203V205H120V203H118L116 200V202L114 201L113 203H112V201L111 200H109V199ZM114 198V199H113ZM9 199H13V201H11V200H9ZM22 199V198H21ZM45 199V200H44ZM59 199V200H58ZM80 199H82V200H80ZM87 199V200H86ZM104 199V200H103ZM11 201V202H7V201ZM44 200V202H45V205H44V202H42ZM79 200L80 201H82V203H79ZM92 200H94V202L92 201ZM105 200H106V202H105ZM125 200L128 202L127 204L129 205V206H131L132 207V209L134 210V212L131 210V207L130 208H128V205H125ZM26 201V202H25ZM51 201V202H50ZM57 201V202H56ZM67 201V202H66ZM78 201V203L76 204V202ZM87 201V202H86ZM105 203H104V202ZM112 203H110V202ZM39 202V203H38ZM49 202V203H48ZM62 202V203H61ZM97 202H99V203H97ZM100 202H101V204H102V206L103 207H101L100 205ZM103 202V203H102ZM109 202V203H108ZM124 202V203H123ZM140 202V203H139ZM6 203V204H5ZM8 203H11V204H8ZM48 203V204H47ZM60 203V204H59ZM75 204L74 206H72L73 204ZM115 203H116V205H115ZM118 203V204H117ZM31 206V208H33V206L32 205H34V208L33 209H31V208H29L30 206ZM69 204V205H68ZM95 204V205H94ZM96 204H97V206H96ZM108 204V205H107ZM135 204V205H134ZM139 204V205H138ZM3 205V206H2ZM85 205V207L83 208V206ZM91 205V206H90ZM96 206L95 208H94V206ZM105 205H106V207H105ZM9 206V207H8ZM42 208H41V207ZM49 208H48V207ZM66 208H65V207ZM87 206V207H86ZM88 206H90V207H88ZM98 206H100V208L98 207ZM108 206V207H107ZM112 206H113V208H112ZM120 206V207H119ZM126 206H127V208H126ZM8 207V208H7ZM61 207V208H60ZM69 207V208H68ZM91 207H92V210H90L91 209ZM10 208V209H9ZM47 208L49 209L48 211H49V213L46 211L47 210ZM55 208V211L53 210ZM57 208V209H56ZM64 208H65V211H62V210H64ZM81 208V209H80ZM103 208V209H102ZM105 208V209H104ZM115 208V209H114ZM119 208V209H118ZM122 208V209H121ZM135 208V209H134ZM45 211H44V210ZM86 209V210H85ZM88 209V210H87ZM100 209V210H99ZM111 209V210H110ZM118 209V210H117ZM126 209V210H125ZM31 210H33L34 212H35V214L37 215H35V214H33L34 216H36V217H33L32 218V212L33 211H31ZM51 210V211H50ZM57 210H59V211H57ZM66 210H67V213H66ZM90 210V211H89ZM94 210V211H93ZM117 210V211H116ZM31 211V212H30ZM42 211V212H41ZM46 212V213H44V212ZM75 211V212H74ZM79 212V214H78V212ZM81 211V212H80ZM86 211H88L87 212V214L85 213ZM92 211H93V213H92ZM95 211H99L98 212V214L95 212ZM114 211V212H113ZM116 211V212H115ZM5 212V213H6ZM33 212V213H34ZM52 212H53V216H52ZM59 212V213H58ZM61 212H64V213H62L61 214ZM70 212V213H69ZM109 212V213H108ZM112 212V213H111ZM119 212V213H118ZM126 214H125V213ZM137 212V213H136ZM31 213V214H30ZM42 213V214H41ZM85 213V214H84ZM96 214V216H95V214ZM102 213V214H101ZM105 213V214H104ZM46 214V215H45ZM54 214H57V215H55L54 216ZM58 214H59V216H60V218H58V219H60V222L58 223L57 222V217H58ZM67 214H69L68 216H70L69 218H67L68 216H67ZM73 214V216H71ZM77 214H78V216H77ZM83 216H82V215ZM106 214H107V216H106ZM129 214V215H128ZM6 215V216H5ZM46 216L45 218H41L42 216ZM49 217H48V216ZM76 215V216H75ZM86 215V216H85ZM112 215V216H111ZM122 215V216H121ZM128 215V216H127ZM3 216H5V218H2ZM52 216V218L51 219H53V220H51L50 219V217ZM62 216H65V217H62ZM98 216H99V219H98ZM119 216H121V217H119ZM127 216V217H126ZM76 219H78V220H76ZM96 217V218H95ZM38 218H39V220H38ZM61 218H62V220H63V218H65V221H61ZM70 218H72V219H70ZM90 218H91V220H90ZM104 218V219H103ZM118 218H121V219H118ZM129 218V219H128ZM1 219H2V222H1ZM3 219H6V220H3ZM20 219L22 220V221H20ZM32 219V220H31ZM34 219H36V220H38V221H36V220H34ZM57 219V220H56ZM70 219V221H68ZM76 221H75V220ZM107 219V220H106ZM119 221H118V220ZM126 219V220H125ZM131 219V220H130ZM16 221V222H18V220H19V222L21 223H23V227H20L21 225H19L20 223H15V224H17V225H14V223H13V221ZM51 220V221H50ZM68 222H67V221ZM72 220H73V222H72ZM80 220V221H79ZM97 220V221H96ZM125 220V221H124ZM127 220H129L130 222H131V224H132V226H131V224L128 222V223H126L127 222ZM142 220V221H141ZM10 223H9V222ZM54 221V223H56L57 222V224H54V223H52ZM75 221V222H74ZM80 223H79V222ZM88 221V222H87ZM101 221V222H100ZM5 222V223H4ZM7 222L9 223V224H7ZM11 222H12V224L14 225V227H15V230H16V232H14V227H13V225H11ZM37 222V223H36ZM40 222H42V223H40ZM63 222V223H62ZM66 222V223H65ZM77 222V223H76ZM87 222V223H86ZM103 222V223H102ZM142 224H141V223ZM4 224V225H2V224ZM21 223V224H22ZM32 223V224H31ZM39 223V224H38ZM61 223V224H60ZM75 223V224H74ZM82 223V227L79 225V224H81ZM93 223V224H92ZM34 224H35V227H36V225H37V227L35 228L34 227ZM44 224V227L42 226ZM52 224H53V226H55L56 225V227L54 228L53 226H52ZM67 224V225H66ZM68 224H69V226H68ZM72 224H74V225H72ZM100 224V225H99ZM108 224H110V225H108ZM126 224V227L124 226ZM1 225H2V228H1ZM8 225H10V226H8ZM18 225H19V227H20V230L18 229L19 227H18ZM77 225V226H76ZM141 225H142V227H141ZM8 228H7V227ZM41 226V227H40ZM61 226V227H62ZM72 226V227H71ZM76 226V227H75ZM87 226V227H86ZM110 226V227H109ZM131 226V227H130ZM17 227V228H16ZM26 227H28V228H26ZM51 227H53V228H51ZM67 227V228H66ZM68 227H71V228H68ZM83 227H84V229H83ZM104 227V228H103ZM107 227V228H106ZM121 227V228H120ZM136 227V228H135ZM11 228V229H10ZM13 228V229H12ZM25 228V229H24ZM45 228H46V230H47V232L45 233ZM103 228V229H102ZM112 228V229H111ZM118 228H120V229H118ZM131 228H133V229H130ZM143 228V229H142ZM5 230V234L6 235H4V232H3V230ZM39 229V230H38ZM42 229V230H41ZM52 229H53V231H52ZM70 229V230H69ZM73 229V231H71ZM74 229H76V230H74ZM110 229V230H109ZM122 229V230H121ZM130 231H132L131 233V235H132V237L130 236V238H128V236L130 235L129 233V230ZM37 230H38V232H37ZM17 231H19V232H17ZM36 233H35V232ZM67 231V232H66ZM69 231V232H68ZM114 231L115 232H117V234L116 233H114ZM1 232H2V234H1ZM39 232H41V234L39 233ZM44 232V233H43ZM82 232V233H81ZM12 233V234H11ZM39 233V234H38ZM98 233V234H97ZM109 233V234H108ZM44 234V236H42ZM111 234H112V236H111ZM11 235V236H10ZM36 235L37 236H39V237H37L36 238ZM47 235V236H46ZM99 235V236H98ZM121 235V234H120ZM34 236V237H33ZM40 236H42V238L43 239H41L40 238ZM46 236V237H45ZM89 236V237H88ZM106 236H108V238L109 239H111V240H109V239H104V237H106ZM139 236V238H137ZM153 236V237H152ZM11 238H12V240H11ZM16 238V239H15ZM35 238L37 239V240H35ZM38 238L40 239V241L42 242V243H40L42 246H40L39 244H38V242H40V241H38ZM46 239V241H45V239ZM103 238V239H102ZM118 238V239H117ZM132 238H133V240H132ZM155 239V240H154ZM14 240H15V242H14ZM109 240V242H107L106 243V241H108ZM150 240H151V242H150V244H149V248L150 249H152L153 251H154V253H157L156 252V250L155 249H157V244H158V242L156 243L155 241H157L158 240V238H157V236L156 235H154V234H151L150 235ZM9 243H8V242ZM35 241H37L36 242V244L34 243ZM49 243H48V242ZM51 241V242H50ZM104 241V242H103ZM10 242H14V243H11L10 244ZM122 242V245L120 244V243ZM130 242V241H129ZM47 243V244H46ZM101 243V244H100ZM155 245H154V244ZM7 244V245H6ZM52 244V245H51ZM85 244V245H86ZM98 244H99V246H98ZM106 244L108 245V247L106 246ZM112 244V245H111ZM119 244V245H118ZM47 247H46V246ZM49 245V246H48ZM55 245V246H54ZM110 245V246H109ZM123 246L122 247V249H124V250H122L121 249V246ZM22 246V247H21ZM40 246V247H39ZM104 247V249H103V247ZM118 246V247H117ZM115 247V248H114ZM120 247V249H118ZM144 247V246H143ZM10 248V249H9ZM17 248V249H16ZM31 248H33V249H31ZM112 248H114V249H112ZM15 249V250H14ZM32 250V254L34 253V251L36 252V254L34 253L33 255L31 254V250ZM13 252H12V251ZM19 250V251H18ZM22 250V251H21ZM24 250H26V251H24ZM34 250V251H33ZM49 250V249H48ZM102 250V251H101ZM128 250V251H127ZM17 251L19 252V253H17ZM21 251V252H20ZM50 251V250H49ZM131 251V252H130ZM10 252V253H9ZM15 252H16V254H15ZM23 252V254H24V252H26L25 254V258H26V260H24V257H22V255H21V253ZM39 252L40 253H43L42 255H39L38 256V254H39ZM119 252V253H118ZM13 253V254H12ZM21 255V257H20V255ZM35 255H37L36 256V258H38V257H42L43 256V258L44 259H42L43 260V262H42V260H40L41 259V257L40 258H38L41 262H39V263H37L38 261L36 260V259H33V257L35 258ZM31 256H32V258H31ZM118 258H117V257ZM46 257V258H45ZM20 258V259H19ZM53 258V259H52ZM52 259V260H51ZM124 259V260H123ZM18 260V261H17ZM45 260H46V262H45ZM49 260V261H48ZM122 261V262H121ZM21 262V263H20ZM56 262V263H55ZM120 262V263H119ZM156 263H157V261H156Z\"/></svg>", "mask_w": 264, "mask_h": 264}]
</instances>
